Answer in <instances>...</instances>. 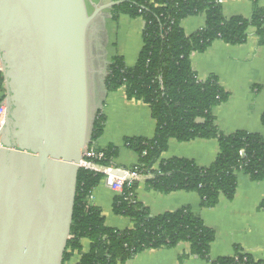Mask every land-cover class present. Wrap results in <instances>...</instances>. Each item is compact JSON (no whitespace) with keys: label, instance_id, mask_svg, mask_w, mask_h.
Listing matches in <instances>:
<instances>
[{"label":"trees","instance_id":"16d2710c","mask_svg":"<svg viewBox=\"0 0 264 264\" xmlns=\"http://www.w3.org/2000/svg\"><path fill=\"white\" fill-rule=\"evenodd\" d=\"M123 1L111 9L112 21L121 15L141 18L142 48L135 65L128 67L121 56H114L105 67L103 87L107 93L121 88L127 100L139 101L150 109L156 129L152 138H128L123 148L134 152L136 165L129 168L143 175L144 185L167 195L173 192H193L199 196L200 207L214 208L220 196L231 200L237 186V175L252 181L264 180V135L247 132L222 134L215 125L213 109L225 103L228 93L215 76L200 82L191 67L192 53H202L215 41L240 46L247 41L249 27L255 29L257 44L264 43V9L259 0L252 4L249 19L240 16L225 18L224 0H112ZM205 16L204 26L186 36L181 21L192 16ZM0 71V102L4 99V82ZM106 118L95 110L90 132V147L101 137ZM264 126V115L261 118ZM186 143L196 139H215L219 153L213 163L200 167L192 160L162 155L170 140ZM104 166L113 164L119 148H99ZM243 154H240V152ZM77 186L70 235L62 264H126L136 255L149 250L172 249L180 243L189 245L188 256L209 260L214 232L205 227L201 218L189 207L151 216L136 199L137 182L125 184L113 199L112 211L128 218L132 227L118 230L105 225L100 209L91 205L93 190L103 176L81 168ZM259 208L264 211V200ZM89 242L83 252L82 241ZM211 264H264L237 250L234 256L221 257Z\"/></svg>","mask_w":264,"mask_h":264},{"label":"water","instance_id":"95a60500","mask_svg":"<svg viewBox=\"0 0 264 264\" xmlns=\"http://www.w3.org/2000/svg\"><path fill=\"white\" fill-rule=\"evenodd\" d=\"M85 0H0V264H62L94 107Z\"/></svg>","mask_w":264,"mask_h":264},{"label":"crops","instance_id":"0c3cea01","mask_svg":"<svg viewBox=\"0 0 264 264\" xmlns=\"http://www.w3.org/2000/svg\"><path fill=\"white\" fill-rule=\"evenodd\" d=\"M89 14L112 0H85ZM225 18L235 16L249 19L252 4L248 0H224L221 3ZM264 9V0H259ZM205 24V16H192L181 21V29L189 36ZM144 23L141 18L132 19L126 15L112 21L111 10H102L95 17L89 34V65L91 96L94 110H101L106 121L101 137L96 142L99 148H119L113 165L129 169L136 165L134 152L123 148L128 138H152L156 124L150 109L142 102L127 100L124 88L107 93L103 87L105 67L114 56H121L126 66L135 65L143 46L141 33ZM247 41L240 46H230L215 41L202 53H192L191 67L198 81L215 76L229 97L213 109L215 125L224 135L247 132L264 135L261 118L264 115V43L259 46L255 29L247 30ZM219 153L217 140L196 139L179 143L171 139L164 160L184 158L200 167L213 163ZM116 194L101 183L91 194V205L100 209L105 225L118 230L130 229L128 218L117 216L112 211ZM136 199L148 209L151 216L189 207L201 218L205 227L214 232V241L209 250V260L188 256L189 245L180 243L172 249L144 251L126 264H211L221 257L234 256L237 250L248 254L254 260L264 263V211L259 208L264 200V180L252 181L244 174L237 175L236 191L231 200L220 196L217 205L211 209L200 207L199 196L193 192H173L163 195L149 190L144 183L136 189ZM83 252L89 242L82 241ZM75 256L70 264H75Z\"/></svg>","mask_w":264,"mask_h":264},{"label":"built area","instance_id":"2783aa9c","mask_svg":"<svg viewBox=\"0 0 264 264\" xmlns=\"http://www.w3.org/2000/svg\"><path fill=\"white\" fill-rule=\"evenodd\" d=\"M222 3V1L220 2ZM6 106L4 99L0 102V130L4 124ZM240 154H243L241 151ZM104 159V153L99 150L97 144L88 147L80 163V169L84 168L103 176L102 183L110 188L116 195L122 193L125 184L131 182L143 183V175L129 169L117 168L113 164L108 166L101 165L99 162Z\"/></svg>","mask_w":264,"mask_h":264}]
</instances>
